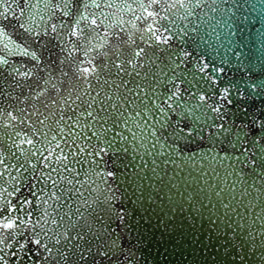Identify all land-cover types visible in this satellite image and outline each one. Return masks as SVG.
Returning <instances> with one entry per match:
<instances>
[{
  "label": "snow or ice",
  "instance_id": "6c2138e0",
  "mask_svg": "<svg viewBox=\"0 0 264 264\" xmlns=\"http://www.w3.org/2000/svg\"><path fill=\"white\" fill-rule=\"evenodd\" d=\"M175 6L166 0L140 3L143 13L135 20L144 26L138 28L121 15L135 12L126 0H93L91 5L87 0H0V35L7 36V21L38 46L45 37L44 46H51L46 61L23 49L22 55L34 67L43 63L39 70L46 72L28 98L30 108L6 115L0 111V264H62L71 254L84 264L89 257L92 264H98L97 257L113 264L131 259L116 256L117 241L106 239L112 235L109 222L124 220L123 210L107 194L108 178L115 175L109 161L128 150L123 141H136L138 134L147 135L153 148L203 139L202 125L212 119L207 109L220 113L204 96L195 105L185 103L176 85L180 65L172 61L161 67L131 36L120 35L130 24L143 32L149 47L167 44L168 26L156 25L168 19L161 9ZM89 7L116 11L93 13ZM58 13L59 25L54 22ZM99 49H104L102 58L89 55ZM22 75L31 78L32 68ZM202 103L205 111L194 116ZM193 116L192 125L183 123Z\"/></svg>",
  "mask_w": 264,
  "mask_h": 264
},
{
  "label": "water",
  "instance_id": "95a60500",
  "mask_svg": "<svg viewBox=\"0 0 264 264\" xmlns=\"http://www.w3.org/2000/svg\"><path fill=\"white\" fill-rule=\"evenodd\" d=\"M87 2L91 5L93 0ZM126 2L135 12L121 13L123 19L142 28L135 16L143 13L139 4L147 5L149 0ZM166 2L176 6L166 12L161 9L168 19L156 27L168 26L163 34L171 37L167 44L149 47L146 38L141 39L143 32L130 24L120 35L125 40L131 36L161 67L172 61L180 65L176 85L185 103L195 105L204 96L220 113L207 109L212 119L202 125L203 139L182 140L179 147L153 148L148 136L139 134L136 141H123L128 150L109 161L107 167L115 175L106 187L115 206L123 210L124 220L109 222L112 235L107 242L117 241L116 256L131 257L125 264H264V0ZM100 11L116 9L88 8V12ZM54 22L61 23L59 13ZM37 25L43 27V22L38 20ZM4 30L0 60L7 63L0 64V111L6 115L30 108L28 98L38 90L36 81L46 75L39 70L43 63L34 67L35 62L22 55L23 49L36 51L46 61L51 46H44L48 37L38 46L7 21ZM103 52L89 55L102 58ZM29 68L31 78L23 77ZM204 111L202 103L194 116ZM194 116L183 123L192 125ZM221 124L223 128L209 127ZM97 261L113 264L100 257ZM62 264L84 262L71 254ZM87 264H92L91 257Z\"/></svg>",
  "mask_w": 264,
  "mask_h": 264
}]
</instances>
